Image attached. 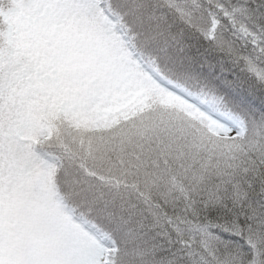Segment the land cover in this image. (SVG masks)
I'll return each instance as SVG.
<instances>
[{"label":"snow or ice","instance_id":"1","mask_svg":"<svg viewBox=\"0 0 264 264\" xmlns=\"http://www.w3.org/2000/svg\"><path fill=\"white\" fill-rule=\"evenodd\" d=\"M0 264H264V0H0Z\"/></svg>","mask_w":264,"mask_h":264}]
</instances>
